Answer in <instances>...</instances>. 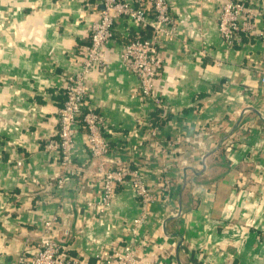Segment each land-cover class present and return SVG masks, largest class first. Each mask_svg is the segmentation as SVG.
<instances>
[{
    "label": "crops",
    "instance_id": "crops-1",
    "mask_svg": "<svg viewBox=\"0 0 264 264\" xmlns=\"http://www.w3.org/2000/svg\"><path fill=\"white\" fill-rule=\"evenodd\" d=\"M167 1L177 29L159 45L160 105L143 98L120 58L124 43L147 26L125 16L115 19L104 64L85 77V108L104 117L114 162L137 167L154 191L162 176L172 182L168 201L151 202L140 227L142 264H264V38L237 33L225 44L218 30L224 0ZM243 1L264 7L263 0ZM100 8L99 0H0V264L34 253L53 214L52 234L66 253L93 263L96 253L121 243L140 210L126 180L112 204L94 213L89 201L97 189L80 120L72 160L84 172L68 175L63 188L58 155L43 149L57 135L66 79L81 66ZM256 23L263 29L264 16ZM158 107L164 117L154 138ZM237 120L203 166L202 153ZM176 135L183 141L173 145ZM184 166L191 168L181 191Z\"/></svg>",
    "mask_w": 264,
    "mask_h": 264
},
{
    "label": "built area",
    "instance_id": "built-area-1",
    "mask_svg": "<svg viewBox=\"0 0 264 264\" xmlns=\"http://www.w3.org/2000/svg\"><path fill=\"white\" fill-rule=\"evenodd\" d=\"M101 8L98 18L93 22L89 40L83 48V58L79 70L66 79L65 95L58 109L56 137L43 143V149L58 155L62 174L57 186L63 188L68 175H78L84 168L72 160L75 146V133L79 120L85 128V141L92 158L91 171L93 184L97 191L89 201L94 213L105 211L113 202L117 187L128 180L134 194L140 201V210L127 226L126 237L121 243L107 247L95 254L96 261L83 263L79 258L64 250L62 241L52 234L58 217L53 214L46 220L38 234V248L32 254L21 253L14 264H142L138 249L141 240L140 227L149 217V205L156 199L163 203L170 196V179L164 175L160 179L159 190H152L134 166L114 162L109 155L110 142L104 133L106 121L93 108H85L89 86L86 74L94 66L105 62V49L114 37V23L119 16L150 27L147 36H137L127 40L120 50V58L134 72L139 80V91L144 99L160 105L161 98L155 93V80L160 73L163 57L159 45L165 39L176 35L177 21L172 15L167 0H99ZM264 16V8H258L243 0H224L218 17V30L225 44L231 46L237 33L264 38V30L257 26L258 17ZM264 83V74L261 76ZM161 117H164L162 114ZM149 134L157 136V125L151 126ZM183 141L181 135L170 140L173 145ZM198 141V140H196ZM201 144V143H200ZM21 161H18L20 164ZM166 168L164 167V171ZM158 194V196H157ZM151 264H165L155 259Z\"/></svg>",
    "mask_w": 264,
    "mask_h": 264
},
{
    "label": "water",
    "instance_id": "water-1",
    "mask_svg": "<svg viewBox=\"0 0 264 264\" xmlns=\"http://www.w3.org/2000/svg\"><path fill=\"white\" fill-rule=\"evenodd\" d=\"M263 1H264V0H263ZM263 6H264V5H263ZM263 8H264V7H263ZM247 107L250 108V106H247ZM238 121H239V120H237V121L234 123V125H233L232 128L230 129L229 133L226 134L225 136H223V137L217 142L215 148H213V149H211V150H205V151L202 153V157H201V159H202V162H203V166H204V160H205V158L207 157V155H209L211 152H213L214 150H216V149L219 147V145L221 144V142H222L227 136H229V135L234 131V129H235V127H236ZM187 168H191V167H190V166H184V167H183V180H182V185H181V191H182L183 187L185 186V182H186V169H187ZM180 211H181V205H179V208H178V211H177V212H180ZM178 246H179V245H178ZM178 246H177V248H178Z\"/></svg>",
    "mask_w": 264,
    "mask_h": 264
},
{
    "label": "trees",
    "instance_id": "trees-1",
    "mask_svg": "<svg viewBox=\"0 0 264 264\" xmlns=\"http://www.w3.org/2000/svg\"><path fill=\"white\" fill-rule=\"evenodd\" d=\"M146 32L142 35L143 37L144 36H147L149 33H150V27L147 25L146 27ZM263 30H264V28H263ZM244 35V34H243ZM244 37H252V36H248V35H244ZM254 38H258V37H254ZM160 107H158V108H156V115L154 116V118L153 119H155L154 121H153V124H156V123H159L158 121L159 120H157V119H159L158 117H160L161 118V116L160 115H162V113H160L159 111H160ZM158 112H159V114H158ZM162 119V118H161ZM163 120V119H162ZM65 252H66V250H64Z\"/></svg>",
    "mask_w": 264,
    "mask_h": 264
}]
</instances>
